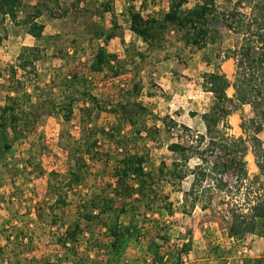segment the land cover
Here are the masks:
<instances>
[{"label": "trees", "instance_id": "1", "mask_svg": "<svg viewBox=\"0 0 264 264\" xmlns=\"http://www.w3.org/2000/svg\"><path fill=\"white\" fill-rule=\"evenodd\" d=\"M115 1L72 0L69 6L62 0H35L34 3L0 0V23L6 19L17 24L21 21L28 26L27 33L42 42L24 46L15 64L0 62V91H6L0 100V162H7V154L14 150V145L30 137L44 114L55 116L64 125L76 118V108L80 112L76 125L81 136L75 138L64 128L59 135V144L67 153L66 170H52L48 174L50 200L37 202L33 207L38 218L35 222L62 253L49 257L28 254L23 263L17 257L25 255L28 246L24 251L22 244L25 245L26 237L16 233L14 263L183 264L193 250V242L182 236L173 237L172 223L166 216L176 207L184 214L199 203L213 207L215 200L209 197L211 189L221 194L219 213L231 220L228 238L242 242L248 235H258L264 240V142L258 136L264 132V0H237L250 8L248 14L236 6H225L222 0H195L190 8L189 0H167V7L160 0H126L118 14ZM157 5H161L158 10ZM71 7L83 9L90 19L87 26L92 37L89 39L97 43L91 44L94 58L82 61L79 69L67 73L62 68H52L51 81L47 83L51 96H48L38 84L39 63L47 59L46 51L53 42L45 38L46 25L41 18L44 15L64 18L70 15ZM27 8L29 11L20 19V13ZM106 14H111L114 25L119 18L125 21L131 33L147 45L145 51L138 52L137 58L122 59L108 50L116 29L106 27L103 20ZM222 28L242 37L237 48L218 49L217 45L223 41ZM171 31H176L186 46L206 50L208 64L214 61L215 50L222 61L234 58L236 73L230 79L220 68L206 72L205 87L212 94L208 109L201 114L206 132H193L185 124H177L181 128L178 139L167 144L170 154L157 164L151 161L150 148L139 140L140 130L152 113L140 99L144 89L141 75L147 54L161 49L166 34ZM73 42L76 44L77 40ZM73 54H78V47ZM125 74H130L134 82L126 95L116 100L115 111L121 126L111 130L98 127L93 133L91 123L111 104L112 98L102 99L94 94L98 85L95 75L114 81ZM230 87L234 89L233 96L228 94ZM245 104L251 105L254 111V117L242 123L249 138L236 137L228 131L233 108ZM126 126L129 132H123ZM183 131L188 133L181 134ZM104 139L107 148H99V140ZM130 140L135 146L134 152L128 147ZM249 148L259 169L253 177L246 169ZM195 158L198 162L191 165ZM90 160L113 162L109 172L111 180L90 184V177L97 180L101 175L93 171ZM44 173L42 170L41 175ZM186 180L190 182L184 190ZM12 186L17 187L14 177ZM182 191L181 199L173 198V192ZM241 192L243 202L231 201L225 206L229 195ZM73 204L74 213L66 220L62 208ZM218 217L219 214L214 219ZM11 226V230H1L7 247L16 228L14 224ZM41 234L28 233L29 243L40 241ZM148 237L145 256L137 262H128L130 244L141 243ZM6 245H0V264L8 259ZM211 252L216 264L227 263V250L215 246ZM245 264H264V256L249 259Z\"/></svg>", "mask_w": 264, "mask_h": 264}, {"label": "rangeland", "instance_id": "2", "mask_svg": "<svg viewBox=\"0 0 264 264\" xmlns=\"http://www.w3.org/2000/svg\"><path fill=\"white\" fill-rule=\"evenodd\" d=\"M71 1L62 0V2H67L69 6H72ZM125 1H115L118 14L124 9ZM194 1L189 0L187 6L190 8ZM32 2L34 3L35 0H32ZM160 2L167 7V0H160ZM221 2L225 6H236L241 12L247 14L251 12L249 7L244 4L240 5L237 0H222ZM160 7L161 5H157L155 9L158 10ZM71 8L70 15L64 18L53 19L47 15L41 18L46 25L45 38L53 42V45L48 47L46 51L48 54L47 59L39 63L41 76L38 79V84L48 96H51L47 83L51 81L52 68H62L67 73L79 69L82 61L93 60L94 58L91 44L95 46L97 43L96 41L91 42L89 39L92 37L88 34L87 26L90 19L83 9ZM27 11H29V8L20 13L19 18L23 19ZM1 18L2 15L0 14V21ZM111 19V14H106L103 19L107 28L114 27L116 29V34L108 44V50L118 54L122 59L133 60L137 58L138 52L145 51L147 45L131 33L127 23L121 18L118 19L116 25L113 24ZM27 29L28 26L21 21L17 24L10 19H6L3 23H0V62L3 65L15 64L17 56L24 46L42 44V42L30 36ZM221 31L223 41L220 46L217 45L219 50H224L227 47L237 48L241 44V36L228 31L226 28H222ZM73 39L77 40L76 44H74ZM75 47H78V54L76 55L73 54ZM206 52L204 49L198 50L186 46L180 41V35L176 31H171L166 34V42L163 47L156 52L148 53L143 62L145 69L141 77L143 78L144 89L140 99L143 100L152 113L148 116L145 127L140 130L139 140L142 141L144 147L150 148L152 162L158 164L160 159L168 157L170 154L167 144L177 140V134L181 132L179 131L181 128L177 124H185L192 128L193 132H206L201 114L208 109L212 97L204 83L206 72L213 68H220L230 79H233L236 73L234 58L222 61L220 57H217L218 50H215L214 61L208 64L205 58ZM95 79L98 85L93 91L94 94L102 99H108L111 96L112 98H110L111 104L107 105L99 116L93 120L90 128L93 133L96 132L98 127H105L107 130L116 129V127L121 126L117 121L115 111L116 100L126 95L134 80L130 74L122 75L114 81H106L96 75ZM228 94L233 96V87L228 89ZM5 95L6 91H0V100ZM75 116L74 120L63 125L62 120L44 114L35 125L30 137L14 145V150L7 154V162H0L1 246L7 243L5 234L1 236V230H5V228L11 230L12 224L16 227L14 236L10 241L11 244H9V247L6 245L8 259H3V264H15V258L13 257L16 247L13 245V241L16 233L26 237L25 245L22 244L24 251L26 245L28 246L25 255L17 257L21 262L25 261L24 258L28 254L49 257L58 252L62 253L61 249L48 236L43 234L41 226L36 223L38 218L33 212V207L37 202L50 200L48 174L52 170L59 172L66 170L67 153L59 144L61 140L59 135L64 128V130L70 131L75 138L81 136V133L78 132L79 126L76 125L80 118L78 108L75 109ZM252 117H254V111L251 105L235 106L233 113L228 118L229 133L236 137L249 138L248 133L243 131L242 123ZM248 125L250 126L249 123ZM123 132H129V126H126ZM186 132L183 131L181 134ZM90 136L94 138L91 133ZM258 136L264 142V132ZM98 145L99 148L103 149L108 146L105 139L99 140ZM128 147L132 152L135 151V146H133L131 140L128 142ZM245 160L248 174L253 177L259 169L252 148H249ZM197 162L198 159L195 158L190 163L194 165ZM89 163L94 166V172L101 173L97 180L94 176L90 177V184L99 185L111 180L109 172L112 169L113 162L106 164L103 160L97 163L90 160ZM42 170L45 171L43 175H41ZM14 174L16 176L13 177L17 184L15 189L12 186V175ZM189 182L188 180L184 182V190L188 187ZM170 188L168 185L166 191L169 192ZM183 192H173V198L181 199ZM209 194V197L215 200L213 207H207L203 203H199L187 214L182 213L179 207H176L173 212H169L170 214L166 213L168 214L166 218L172 223L171 233L173 237L182 236L191 239L193 242V250L186 257L183 264H206L208 261L216 264L211 252V248L215 246H221L222 249L227 250L225 253L226 264H245L249 259L264 256V240L260 236L248 235L242 242H235L228 238L227 230L231 220L219 213L222 208L221 194L215 189H211ZM243 198L242 192L231 194L226 198L225 206L231 201L243 202ZM74 209L75 204L62 208V214L66 220L72 217ZM218 214L219 217L214 219ZM34 227L36 230L33 231L42 234L40 241H35L32 245L29 243L28 233H32L33 231H29L31 230L29 228ZM148 243L149 237L141 243L132 242L127 250V261L137 262L142 259L146 254Z\"/></svg>", "mask_w": 264, "mask_h": 264}]
</instances>
